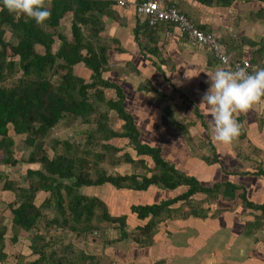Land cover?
Listing matches in <instances>:
<instances>
[{"label": "crops", "instance_id": "0c3cea01", "mask_svg": "<svg viewBox=\"0 0 264 264\" xmlns=\"http://www.w3.org/2000/svg\"><path fill=\"white\" fill-rule=\"evenodd\" d=\"M169 1L202 29L216 34L233 56L236 54L233 51L239 49L240 56L237 58L250 59L255 69L264 62V0H232L230 4L211 0V5L198 0ZM109 7L100 20L102 30L93 39L108 46L109 65L102 78L122 91V106L133 118L139 142L153 149H161L166 162L181 174L198 180L203 187H213L218 183L238 187L232 189L231 193H221L217 198L205 192L192 195L191 208H197L198 214L181 215L179 209H188L184 205L185 200L170 205L168 217L158 223L151 244L141 245L132 240L129 249L134 251V255L139 249V255L143 258L136 262V257L132 255L133 262L130 264H264V217L261 210L246 204V200L254 204L264 203V175L260 174H264V101L247 112L235 114L242 128L240 135L230 144L216 142L210 132L211 113L207 107L199 105L210 86L206 72L222 66L206 49L192 44L175 26L162 24L156 29H149L146 19L137 15L132 4L125 8L117 5ZM73 17L72 13H68L60 21L63 34L71 42ZM138 28L139 39L136 36ZM61 43L56 37L54 55ZM36 51L45 55L42 45H37ZM57 65H64V62L59 60ZM73 74L85 83H91L94 75L84 63L74 66ZM178 76L189 77L186 91L181 89V94L176 93L175 99L174 89L180 88ZM147 83L152 84L155 92L142 88ZM183 93L191 97L194 104H188ZM103 96L107 101L117 99L113 88H104ZM110 112L115 127L112 128V123L105 126L108 137L109 132L121 135L124 122L114 110L108 114ZM93 135L100 138L99 134ZM86 140H89V136ZM100 142L102 146L110 148L105 151L107 156L113 153L119 158L112 165L115 176L132 175L133 171L142 168L141 165L136 167L137 163L127 162V155L135 159L134 162L145 159L149 166H154L152 156L138 155L127 137H110ZM15 159L19 160L17 157ZM24 163L27 167L31 166L28 170L38 169L37 166L34 168L37 164ZM1 171L6 179L0 187V224H4L6 230L0 247L4 253V256L0 254V264H25L37 259L38 255L32 252L23 229L13 239L12 209L19 204L15 191L4 184L8 180L19 183L5 168ZM93 176L96 177V173ZM188 189L185 186L175 189L159 186L129 189L104 184L82 186L80 191L105 201L112 216L127 215L126 231L131 232L136 225H143L150 219V216L140 218L136 212L133 213L131 205L160 203ZM49 196V192L40 190L34 203L40 206ZM112 230L119 231L110 226L104 234ZM243 234L248 236L246 244V240L240 239ZM236 241L237 251L240 250L244 257L242 261L231 259L236 254L231 253ZM220 243L222 245H218ZM105 248L110 251L113 246L106 244L102 249ZM104 254L102 252V257Z\"/></svg>", "mask_w": 264, "mask_h": 264}, {"label": "trees", "instance_id": "16d2710c", "mask_svg": "<svg viewBox=\"0 0 264 264\" xmlns=\"http://www.w3.org/2000/svg\"><path fill=\"white\" fill-rule=\"evenodd\" d=\"M198 1L208 5L212 3L211 0ZM222 1L225 4L232 2ZM45 5L51 15L42 25H38L34 19L9 12L0 3V163L14 165L18 163L13 157V140L6 132L7 125L10 124L16 135H26L24 142L33 150L28 163L40 164L42 167L40 170L28 171L29 186L26 188H18L9 181L4 184L6 188L13 189L18 201H21L12 209L13 239L18 236L19 230L23 229L32 252L38 255L37 259L25 264H100L102 251L100 250V254L94 253L88 240L98 245V238L112 225H118L113 226L120 231L117 239L119 241L126 239L127 215L112 216L107 203L99 197L83 194L80 191L82 186L111 184L129 189H147L149 186L168 189L189 187L187 191L173 199L154 204L131 205L132 212H136L140 218L150 216L148 222L135 227L139 234H134L136 236L132 240L141 244H146L142 242L147 239L145 234L150 235L147 243H152L158 223L168 217L169 206L173 203L185 200L184 205L188 206V209H179L183 216L198 214L197 208H191L192 195L205 192L210 197L217 198L221 193L225 195L238 188L230 183L203 187L198 180L181 174L173 165L166 162L161 149H153L139 142L133 118L122 106L124 101L122 91L102 78L109 65L108 46L93 39V36L98 37L102 30L103 23L100 20L105 9L117 5L116 3L101 0H45ZM68 13L74 15L72 42L64 36L60 28L61 19ZM6 28L17 39L16 43L5 39L8 31ZM148 28L147 26L146 29ZM138 34L139 28L136 34L139 39ZM56 37L62 43L54 55ZM37 45L45 48V55L37 53ZM59 60H62L64 65H57ZM80 63H84L94 73L90 84H86L83 79L73 74V67ZM20 73L22 76L16 78L14 84L10 86L4 84L9 78ZM55 77L59 78V81L53 83ZM151 85L143 84L142 88L154 91ZM104 88L115 89L117 99L105 100ZM91 89L93 93L89 94L88 91ZM99 106L106 108L107 112L111 110L116 112L124 122V132L121 135L109 132L108 137L105 125L99 123L98 133L95 134H99L103 141L110 137H127L138 155L152 156L154 166H149L145 159L134 162L136 160L127 155L128 158L125 157L127 162L137 163L136 167L141 165L144 172L133 171L132 175L125 176L109 175L104 168L98 169L107 158L105 151L110 149L108 146L103 145L104 153L97 154L84 149L83 157L77 153L80 152V148H76L68 141H64L63 144L60 143L62 141H52L50 147L54 149L55 157L51 160L47 156L46 149H43L44 140L60 121L81 117L84 123L89 124L93 121L92 118ZM88 136L86 144L90 146L94 135ZM114 164L115 161H112V165ZM94 173L96 177L93 176ZM40 190L49 192L50 196L37 206L34 201L36 193ZM243 197L246 200L245 193ZM246 204L261 210L264 217V203L254 204L246 200ZM5 230L6 226L0 224V247L3 245ZM56 230L59 232L55 233ZM56 234L73 235V243L57 250ZM117 239L102 240V248ZM81 242L82 247L79 246ZM0 254L4 256L1 248Z\"/></svg>", "mask_w": 264, "mask_h": 264}, {"label": "rangeland", "instance_id": "374dc122", "mask_svg": "<svg viewBox=\"0 0 264 264\" xmlns=\"http://www.w3.org/2000/svg\"><path fill=\"white\" fill-rule=\"evenodd\" d=\"M128 1L131 2V0H128ZM67 28L69 29V26ZM6 29L8 31L5 34V39L8 40L9 42L16 43L17 39L13 36V34L11 33V31L8 28H6ZM64 36L67 37L66 34H64ZM238 50L239 49L233 51V52L236 53V54H234V57H236V58L240 56V52H238ZM261 65L264 67V62ZM261 65H258V67L261 66ZM21 76H22V73L16 75L13 78H9L7 81L4 82V84L7 85V86H10V85H12V84H14L16 82V78L18 79ZM188 77L189 76H183V77L178 76V78L180 80V81H178V84H179L180 88L179 89H174L175 99H176V96H177L176 93L181 94V89H182L183 92L186 91V87H187L186 81L188 80ZM171 78L174 79L175 77L171 76ZM58 79L59 78L55 77L53 79V83H56L57 81H59ZM86 83L90 84V82H86ZM177 88H178V86H177ZM88 92H89V94L93 93V90L91 89ZM182 96H184L187 99L188 104L189 103L190 104H194L193 103V99L191 97L186 96L184 93L182 94ZM190 96H192V94ZM193 96H195V95H193ZM95 114L96 115L92 118L93 121L91 123H89V124L84 123L83 119L81 117L63 119L62 121H60L48 133V136L46 137V140H44L43 149H46L47 156L52 160L54 155H55L54 150L52 151V149H49L50 148V143L52 141H57V142L62 141V142H60L61 144H63L64 141H68L70 144H73L76 148H80V152L76 151L78 154H80V156H83L82 152L84 151V149L92 150L95 153L96 152L97 153H104L103 149L101 147L102 146L101 142H100L101 138H99V137L96 138L95 137L94 140L92 141L91 147L86 146L87 145L86 144V141H87L86 138L88 137L89 134H93V133H96V132L98 133L97 130H98V127H99L98 126L99 123L104 124L105 126L108 123H112V128H114L115 127L114 126V121L112 119L113 115L111 114V112H110V114H108V112L106 111V108H102L100 106H99V109L96 110ZM103 115H105V116H103ZM109 118H110V120H109ZM6 132H7V134L9 136H11V138L13 140V145H12L13 157H14V159L17 157L19 160L15 159V160L18 161V163L15 164V165L14 164H10V163L1 162L0 163V166H1L0 167V173H2V171H1L2 168H5L8 173H11V175L15 179L14 181H16V180L18 181L19 184H14V182L12 181L13 184L16 187H18V188H26L27 186H29V181L27 179V175H28V171H29L28 167L30 169L31 166L29 165L27 167L24 162L28 161V159L30 157V153L33 150L31 148H29L26 145V143L24 142L25 139H26V135L24 134V135L17 136L16 134H14V131H13L12 126L10 124L7 125V131ZM0 138H1V134H0ZM105 154H106L107 158L100 164L99 169L100 168H104L105 171H107L109 175H115V173L113 174V172H115L114 171L115 169L112 166V161H116L119 158L118 157L116 158V154H113V153H109L108 156H107L108 153H105ZM132 154L134 155L135 152H132ZM36 166L38 167V169H36ZM34 168L36 170L42 169L40 164L35 165ZM142 171L144 172V170L141 168L137 172H142ZM1 176H0V179L2 178V180L0 182V187H1L2 183H3V181L6 179V178H4L3 173H2ZM9 179H10V177H9ZM16 202H18V204L21 203V201H18V199L16 200ZM112 226H118V225H112ZM57 232H59V231L56 230L55 233H57ZM117 232H118V234H120L119 233L120 231H117ZM117 232H116V230H112L108 234L105 233V234L101 235V237L98 238V245H96L91 240H88V244L91 247H93V252L94 253L100 254V250L103 253H105L103 255L102 259H101L102 261L100 262V264H107V263L108 264H130L131 262H133V261H131V260H133L132 259V255H133V258L136 257L135 258L136 262H137V259L141 260V258H143V256L141 257L139 255V251H140L139 249L136 250L135 255H134V251L129 249L130 243H132L133 237L136 236L134 234H139V231H137L136 229L131 230V232L126 233V239H123L121 241H119V239H117L118 236H120V235L117 234ZM145 235H146L147 239H145L142 242H145L146 244H148L147 242L150 239V235L149 234H145ZM56 236H57L56 239H58L57 244L55 243V247L57 248V250L62 249L64 247V245H67L69 243H73V239H74L73 235L61 236V234L60 235L56 234ZM140 236L143 237V234H141ZM23 237H25V236H23ZM114 238L117 239V241L112 243L113 249H111L110 251H109V249L107 251L106 250L107 248H105V250L102 249V244H103L104 240H107V239L108 240L109 239L113 240ZM20 239H21V237H20ZM240 239L246 240V242H245V244H246L247 241H248V236L245 237L244 234H243V235H241ZM23 240H24V238H23ZM219 241H221V239ZM221 243L218 244V245H222ZM237 243L238 242L236 241L235 244L231 247V253H236L235 257L231 258V259L242 261L244 259V257L241 256V251L240 250L237 251V248H238ZM139 244H141V243H139ZM139 244H138V246H139ZM79 246L82 247L83 243L81 242L79 244ZM18 247H21V246L18 245ZM220 247H222V246H220ZM123 250H125V251H123Z\"/></svg>", "mask_w": 264, "mask_h": 264}, {"label": "clouds", "instance_id": "9594fccd", "mask_svg": "<svg viewBox=\"0 0 264 264\" xmlns=\"http://www.w3.org/2000/svg\"><path fill=\"white\" fill-rule=\"evenodd\" d=\"M11 13L34 19L42 25L51 15L45 0H0ZM209 88L203 94L199 107L211 113L210 132L220 144H230L241 133L242 125L235 114L244 113L264 101V67L251 73L245 68L227 70L217 66L206 72Z\"/></svg>", "mask_w": 264, "mask_h": 264}, {"label": "built area", "instance_id": "2783aa9c", "mask_svg": "<svg viewBox=\"0 0 264 264\" xmlns=\"http://www.w3.org/2000/svg\"><path fill=\"white\" fill-rule=\"evenodd\" d=\"M109 1L121 7L134 5L137 15L146 19L147 25L152 29L162 24L175 26L182 35L188 37L192 44L206 49L219 65L227 70L245 68L251 73L255 69L250 59L234 57L216 34L203 30L169 0Z\"/></svg>", "mask_w": 264, "mask_h": 264}]
</instances>
